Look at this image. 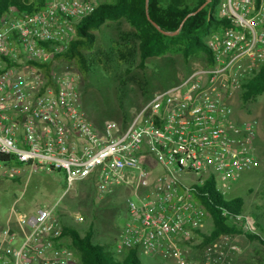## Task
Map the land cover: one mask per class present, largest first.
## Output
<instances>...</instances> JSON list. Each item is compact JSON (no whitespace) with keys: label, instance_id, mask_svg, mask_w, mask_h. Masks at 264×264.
Here are the masks:
<instances>
[{"label":"built area","instance_id":"obj_1","mask_svg":"<svg viewBox=\"0 0 264 264\" xmlns=\"http://www.w3.org/2000/svg\"><path fill=\"white\" fill-rule=\"evenodd\" d=\"M103 1L45 0L34 12L0 16V167L12 177L62 171L67 186L92 179L100 194L129 187L128 215L112 241L117 253L219 264L220 255L192 259L189 244L210 219L194 186L211 181L226 195L256 164L257 123L240 119L229 100L264 65V0H221L216 16L225 24L205 36L210 59L195 60L128 119L95 124L81 108L78 73L63 70L57 56ZM54 208L18 214L16 229L0 227V264H81L62 235L69 222ZM72 218L84 221L80 213ZM236 219L251 227L243 214Z\"/></svg>","mask_w":264,"mask_h":264},{"label":"rangeland","instance_id":"obj_2","mask_svg":"<svg viewBox=\"0 0 264 264\" xmlns=\"http://www.w3.org/2000/svg\"><path fill=\"white\" fill-rule=\"evenodd\" d=\"M130 29L125 21H120L104 23L94 31L95 45L86 52L91 65L87 75L83 76L74 64H63V70L66 67L79 75L80 105L92 123L122 120L124 112L134 110L142 101L148 102L154 92L176 83L180 76L189 72L188 67L195 61L185 62L180 55L166 54L147 58L144 67H139V55L136 53L129 63L120 64L112 45L119 40L122 31ZM229 101L241 119L252 116L250 119L257 123V135L253 141L256 164L241 173L225 197L243 199V215L252 222L247 230L264 237V93L243 107L240 91L234 92ZM130 193L129 187H120L100 194L92 179L77 180L67 186L62 171L30 173L22 169L19 175L12 177L0 167V227L16 229L19 227L16 221L18 214L31 216L40 209L55 205L56 216L73 224L82 233L91 226L93 242L109 243L110 248L106 250L123 261L125 253H117L112 241L127 218L126 198ZM74 213H80L84 221L75 222L72 218ZM202 228L205 233L210 231L211 218L204 222ZM198 242L199 239L189 244L192 259L196 261L203 260L204 256L220 255L219 264H264V245L257 240H249L243 234L222 235L204 248L196 246ZM232 244L238 250L232 249ZM139 259L141 264L159 262L143 255ZM161 261L175 264L162 258Z\"/></svg>","mask_w":264,"mask_h":264},{"label":"trees","instance_id":"obj_3","mask_svg":"<svg viewBox=\"0 0 264 264\" xmlns=\"http://www.w3.org/2000/svg\"><path fill=\"white\" fill-rule=\"evenodd\" d=\"M44 1L0 0V16L8 13L11 8L34 12L43 7ZM204 1L104 0L90 15L79 21L75 38L57 58L68 64H74L83 76L87 75L91 65L86 52L92 50L95 45L94 31L104 23L125 21L131 29L122 31L119 40L112 45V50L120 64L129 63L136 53L139 55V67H144L147 58L166 54L180 55L185 62L191 59L199 60L207 54L210 59L211 54L205 36L211 29L217 28L219 22L225 24V21L216 16L221 0H212L198 12L191 14ZM152 22L171 34L161 32ZM177 30L178 32L175 33ZM43 66L46 72L50 71V62ZM263 93L264 65L256 69L242 83L240 89L242 107ZM142 104L143 101L134 110L124 112L122 118L128 119ZM194 189L212 221V228L208 233L198 232L199 242L196 246L204 248L222 235L235 234H243L249 240H257L264 245L262 235L245 230L241 222L236 219L237 214H243L244 201L241 197L226 198L211 181H206L201 186H194ZM62 235L70 239L66 245L75 251L81 264H141L136 249L124 252L125 257L120 261L106 250L107 247L110 248L109 243L93 242L91 226L82 233L75 226L63 222Z\"/></svg>","mask_w":264,"mask_h":264},{"label":"water","instance_id":"obj_4","mask_svg":"<svg viewBox=\"0 0 264 264\" xmlns=\"http://www.w3.org/2000/svg\"><path fill=\"white\" fill-rule=\"evenodd\" d=\"M210 1H212V0H205L195 11H193L191 14H194V13H196V12H198L200 9H202L207 3H209ZM153 23V25L157 28V29H159L161 32H163V33H165V34H171V32H168V31H164V30H162V29H160V27L156 24V23H154V22H152ZM176 32H178V30L177 31H175V33Z\"/></svg>","mask_w":264,"mask_h":264},{"label":"crops","instance_id":"obj_5","mask_svg":"<svg viewBox=\"0 0 264 264\" xmlns=\"http://www.w3.org/2000/svg\"><path fill=\"white\" fill-rule=\"evenodd\" d=\"M250 115H251V114H250ZM239 117H240V116H239ZM251 117H252V116H251ZM251 117H250V118H251ZM250 118H248V119H250ZM240 119H241V117H240ZM242 119H243V118H242Z\"/></svg>","mask_w":264,"mask_h":264}]
</instances>
